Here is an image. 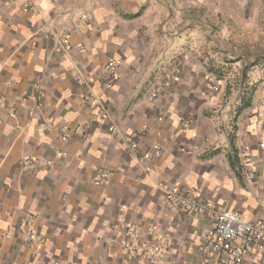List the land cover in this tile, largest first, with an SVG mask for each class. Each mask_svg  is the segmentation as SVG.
Masks as SVG:
<instances>
[{"label": "crops", "instance_id": "0c3cea01", "mask_svg": "<svg viewBox=\"0 0 264 264\" xmlns=\"http://www.w3.org/2000/svg\"><path fill=\"white\" fill-rule=\"evenodd\" d=\"M32 1L0 0V264H158L128 226L198 264L165 186L264 224V0Z\"/></svg>", "mask_w": 264, "mask_h": 264}, {"label": "built area", "instance_id": "2783aa9c", "mask_svg": "<svg viewBox=\"0 0 264 264\" xmlns=\"http://www.w3.org/2000/svg\"><path fill=\"white\" fill-rule=\"evenodd\" d=\"M29 7L35 9V3L28 0ZM115 67L114 62L111 63ZM161 87L158 85L150 89L148 98L153 101L160 93ZM214 90H220V83L216 84ZM40 100L45 95L40 94ZM43 106V103H41ZM100 118L107 116V110L102 104L99 106ZM111 132L115 128H110ZM144 135V131L139 132ZM70 134L63 136L64 140L69 138ZM133 157L139 156V150L135 143L129 146ZM58 152V151H57ZM27 162L31 163L30 160ZM33 163H38L33 160ZM97 179L100 183H106L110 177V172L103 168H95ZM163 201L174 210H180L188 215H197L205 222L202 227L200 240L194 245L195 251L200 259L198 264H264V224L252 222L245 219L239 213L220 208L213 203L191 193L180 192L176 188L165 186ZM35 218L28 215L24 219V225L27 226L26 240L34 248L42 247L44 240L31 227ZM125 234L132 238V243H125L128 259L145 255L148 258L156 259L158 264H172L165 262V253L163 252V242L157 244L156 248H143L137 237L139 230L128 226L125 228ZM37 264H59L56 260L38 261Z\"/></svg>", "mask_w": 264, "mask_h": 264}, {"label": "rangeland", "instance_id": "374dc122", "mask_svg": "<svg viewBox=\"0 0 264 264\" xmlns=\"http://www.w3.org/2000/svg\"><path fill=\"white\" fill-rule=\"evenodd\" d=\"M221 87V86H220Z\"/></svg>", "mask_w": 264, "mask_h": 264}]
</instances>
